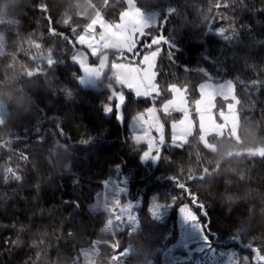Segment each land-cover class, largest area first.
<instances>
[{
    "label": "trees",
    "instance_id": "1",
    "mask_svg": "<svg viewBox=\"0 0 264 264\" xmlns=\"http://www.w3.org/2000/svg\"><path fill=\"white\" fill-rule=\"evenodd\" d=\"M128 1L0 0V264H85L84 250L94 241L101 244L96 264H108L117 244L131 251L114 264H165L183 207L200 222L209 218L218 239L230 242L209 235L211 251L194 252L203 264L221 251L248 256L251 264L254 254L244 244L253 240L264 254V159L248 153L264 148V12L258 11L264 0H134L161 18L147 27L151 37H166L156 66L160 99L178 84L194 104L202 82L231 79L238 100L237 134H211L214 149L201 140L198 125L176 143L170 123L180 112L163 113L167 137L155 165L143 161L149 145L130 128L153 99L136 97L107 75L112 89L83 87L74 58L91 15L101 10L117 23ZM121 91L127 97L121 110L106 113ZM85 137L90 142L80 143ZM119 166L144 202L141 229L114 236L103 230L107 211L91 204ZM152 194L172 209L163 219L149 212ZM201 202L207 207L199 208ZM233 233L241 240L230 239Z\"/></svg>",
    "mask_w": 264,
    "mask_h": 264
},
{
    "label": "rangeland",
    "instance_id": "2",
    "mask_svg": "<svg viewBox=\"0 0 264 264\" xmlns=\"http://www.w3.org/2000/svg\"><path fill=\"white\" fill-rule=\"evenodd\" d=\"M106 4L107 2L105 1ZM128 5L117 23L106 19L100 10L93 13L88 27L77 38V43L84 48L75 51L74 58L87 56L92 60L100 58L102 61L104 58L109 57V52H114V50H119L121 55L130 53L129 56L119 58H114L118 53L111 54L110 57L113 59L108 65L107 73L110 81L115 82L128 91H132L136 97L149 96L153 99L149 107L137 113L130 120V128L134 133L136 141L146 142L149 145V150L147 151L148 157L145 158L143 156V161L150 160V163L155 165L159 160L155 159V157H160L167 137V126L163 113L180 112V116L170 123L171 137L178 144L187 141L196 125L200 129L201 140L210 149H214V145L209 141L211 134L232 133L236 135L238 126V100L235 83L231 79L219 82L212 80L202 82L200 85V97L194 104L189 101L185 88L178 84L172 85L171 88L174 90H172L171 97L160 99L161 90L157 81L158 73L156 66L162 45L157 43L156 37H153L151 47L147 49L144 46L139 47L146 49L143 52L137 46L141 45V39L147 44L148 37L151 36L147 27L159 24L161 18L156 17L155 13L143 12L133 0H129ZM130 10H138L140 12L142 23H135L130 18H126L125 14ZM101 18H103L106 24L116 26V30L123 33V37L106 31L103 26L99 25L97 21ZM85 37H94L95 43H81ZM160 37L163 39L162 35ZM96 65L100 66V63ZM117 94L115 96V109L118 107V101L126 97L124 91ZM157 98L158 100L156 101ZM225 117H228V119H225ZM209 120L210 123L206 124ZM26 157H29V155ZM130 176L131 174H125L120 166L117 167L114 173L107 179V182L104 183L103 190L97 193L94 202L91 204L94 210L105 209L107 211L109 221L103 230L112 232L114 236L119 230L137 232L142 226L139 209L143 205L144 198L142 193L135 196L134 192L131 191ZM123 187L127 188V193L122 197L121 188ZM153 197L157 198L155 202L153 201ZM156 205L163 206L165 203L161 202L156 194H152L148 209L158 219L165 218L172 210L168 206L163 218H161L157 214ZM180 210L182 211L179 212V231L174 236L175 240L163 252L164 263L181 264L183 262L185 264H203L198 257L196 258L194 252H201L207 247L204 246L200 233L195 231L184 220V213L192 214L193 210L188 207H183ZM160 211H163V207L160 208ZM204 215L207 217L205 212ZM207 220H201L202 222L200 223L205 227ZM210 230L214 232L211 228ZM170 235L171 233L168 234V236ZM118 242L116 240V243ZM163 245L161 248H163ZM126 249L128 250L127 253H125V256H122L123 254L115 248L108 264H114L117 259L127 257L131 250L129 247ZM100 252L101 244L98 241H94L92 245L84 250L85 264H96L99 261ZM221 252L223 255L219 259L210 260L207 264L236 263V260L231 258L230 254L232 252ZM138 264L155 263L153 260H149L146 263L140 262Z\"/></svg>",
    "mask_w": 264,
    "mask_h": 264
},
{
    "label": "snow or ice",
    "instance_id": "3",
    "mask_svg": "<svg viewBox=\"0 0 264 264\" xmlns=\"http://www.w3.org/2000/svg\"><path fill=\"white\" fill-rule=\"evenodd\" d=\"M225 7H227V5H225ZM41 11H46V6H41ZM259 12H264V7H261L258 9ZM140 12L138 10H130L129 12H127L125 14L126 18H130L133 22L135 23H142L141 19H140ZM49 21H51V17L49 16L47 18ZM97 23L101 26H103L106 31H109V32H113V34H118L120 35L121 37H123V33H120L116 30V26L112 25V24H106L105 21L103 20V18L99 19L97 21ZM164 24L166 26L167 24V20L164 21ZM121 27H123V25H121ZM93 31H95V29H93ZM164 31V29L162 30ZM52 34H55V30L53 29L52 30ZM217 34L218 35H221V36H224L225 39H228L227 35H226V30L224 28H219L217 30ZM81 43H89V44H94L95 43V38L94 37H85ZM261 43H264V41H261ZM151 44H152V37L149 36L148 37V41H147V44L145 43V41L143 39H141V45H138L137 47L139 48L140 46H144L146 48L148 47H151ZM51 63V62H50ZM92 69L88 68L87 66L84 67V71L85 72H89L91 71ZM231 83V82H229ZM256 83V82H254ZM170 90H174L170 87ZM127 97H124V100L126 101ZM116 111L115 109V106L114 104L111 105V106H107L104 108V111L106 113H111L112 111ZM225 119H228V117H225ZM207 123H210V120ZM90 142V139L88 137H85L84 139H82L80 141V143L82 144H87ZM261 159H264V152H261L259 153ZM145 158L148 157V153L145 152L144 154ZM27 157H25L26 159ZM155 159H159L158 157H155ZM127 193V188L126 187H123L121 188V195L123 197V195H125ZM190 201H191V198H189ZM198 199V198H197ZM157 200L156 197H153V201L155 202ZM168 203H165V205L163 206H160V205H156V211H157V214L161 216V218H163L167 208H168ZM174 205V203L171 204V206ZM191 206V204H190ZM134 207V206H133ZM163 207V211H160V208ZM192 207H196V206H192ZM198 207L201 208V209H204L206 208L207 206L205 204H203L202 202L198 204ZM182 211L179 209V212ZM184 217H185V222L189 223L191 225V227L195 230V231H198L201 235V239L203 240V243H204V246L207 247L210 251H211V242L210 240L208 239L210 233L208 231V229L206 227H204L201 223H200V220H199V217L198 215L193 211L192 214H189L187 212L184 213ZM119 218V217H118ZM230 239H233V240H241L238 238L237 234L236 233H233L230 237ZM254 243L255 241H250L248 243H245L244 246L247 247L248 249H250L252 251V253L254 254L251 258V264H264V254H262L261 252V249L258 247V246H254ZM114 248H116V250H119V252H123L122 249H120L119 245H114L113 246ZM223 255V254H221ZM231 258L232 259H235L237 264H250V260H249V257L248 256H241L239 255L238 253L236 252H232L231 254ZM118 258V257H117Z\"/></svg>",
    "mask_w": 264,
    "mask_h": 264
},
{
    "label": "water",
    "instance_id": "4",
    "mask_svg": "<svg viewBox=\"0 0 264 264\" xmlns=\"http://www.w3.org/2000/svg\"><path fill=\"white\" fill-rule=\"evenodd\" d=\"M85 61H86V59H84V58H78L77 59V64L78 65H82V73H83V76L80 78V81H79L80 84L82 86L88 88V89H103V88H106V87L110 88V86H102V85H100V83L104 80V72L106 71L107 64L104 62L101 70L96 68V67H93V66H87L88 68H90L92 70L89 71V72H85L84 71V67L85 66H83ZM261 152H264V148L263 147L251 148V149L248 150V153H250V154H259ZM219 166L217 168H215L213 171H211L208 168H206L204 173L201 176H194L193 178L194 179L195 178H204L207 173H212L214 171L215 172L218 171ZM203 214H204V212H203ZM209 224H210V219L208 218L205 227L208 229L210 234H214L215 239L217 241L219 235L214 233V232H212L210 230ZM221 243L230 244V242H221Z\"/></svg>",
    "mask_w": 264,
    "mask_h": 264
},
{
    "label": "bare ground",
    "instance_id": "5",
    "mask_svg": "<svg viewBox=\"0 0 264 264\" xmlns=\"http://www.w3.org/2000/svg\"><path fill=\"white\" fill-rule=\"evenodd\" d=\"M215 233V232H214ZM213 236V234H211Z\"/></svg>",
    "mask_w": 264,
    "mask_h": 264
}]
</instances>
